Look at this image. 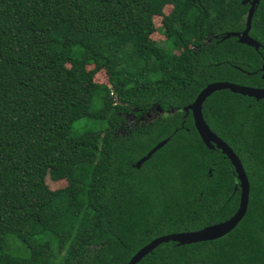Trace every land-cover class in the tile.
<instances>
[{"label":"trees","instance_id":"1","mask_svg":"<svg viewBox=\"0 0 264 264\" xmlns=\"http://www.w3.org/2000/svg\"><path fill=\"white\" fill-rule=\"evenodd\" d=\"M243 1L0 0V264H126L234 214L232 166L182 109L207 84L259 80L264 0L256 50L233 36ZM154 109L168 114L118 133ZM201 115L245 173V214L221 238L167 242L137 264H264V100L215 91Z\"/></svg>","mask_w":264,"mask_h":264},{"label":"water","instance_id":"2","mask_svg":"<svg viewBox=\"0 0 264 264\" xmlns=\"http://www.w3.org/2000/svg\"><path fill=\"white\" fill-rule=\"evenodd\" d=\"M259 0H244L242 4H248L249 8L246 12L244 29L238 33L233 34V36L237 37V42L240 44H245L247 46L252 47L254 50L258 48V43H256L253 39L248 36V31L250 28V22L252 18V14L255 6ZM230 35L227 34L223 38H227ZM264 65H262L263 69ZM220 90H228L231 93L238 94L243 97L254 99L255 101L264 100V89H256L252 87L239 86L227 82H214L207 84L194 98L193 102L187 106H185L182 111L187 114L190 112L193 127L200 138L203 145L211 150L213 147L218 149L221 154H223L230 165L234 169L236 173L237 179L240 182V192H239V201L237 205V209L234 214L227 220L204 227L197 231L184 232V233H175L170 235H164L157 237L151 240L149 243L141 247L135 254L128 260L126 264H137L145 255L150 253L153 249L161 244H165L167 242H173L177 245H185L197 242H205L212 241L218 238H221L228 234L231 230L235 228L238 222L242 219L245 214L247 201H248V182L246 180L243 169L235 156L232 150L218 137H216L206 126L203 121L201 115V104L204 99L215 91ZM162 112L161 110L154 109L153 111ZM151 111V110H150ZM165 116L168 112H162ZM172 113V112H170ZM166 140L159 142L156 144L144 157L140 158L136 163L135 167H138L142 162L147 160L151 154H153L156 150L162 147L165 144Z\"/></svg>","mask_w":264,"mask_h":264},{"label":"rangeland","instance_id":"3","mask_svg":"<svg viewBox=\"0 0 264 264\" xmlns=\"http://www.w3.org/2000/svg\"><path fill=\"white\" fill-rule=\"evenodd\" d=\"M168 10H169V8L165 7L163 9V13H167ZM158 22H159V19L154 18V20H153L154 27L158 26ZM150 39H152L158 46H162L163 37L161 35H159L158 33L154 32L150 36ZM93 79H94V82H96L100 85H106V77H105L103 72L96 73L94 75ZM163 115L164 114L162 112H158L157 110L156 111L151 110V111H148L147 113H145L140 119H132L130 117H125V125H124V127L120 128L118 130V133L124 134L125 129L134 127L136 123H146L148 121L155 119L156 117L163 116ZM90 126L96 127L93 124H91ZM83 127L84 126L82 125V121H78V122L74 123L72 125V133L82 130Z\"/></svg>","mask_w":264,"mask_h":264},{"label":"flooded vegetation","instance_id":"4","mask_svg":"<svg viewBox=\"0 0 264 264\" xmlns=\"http://www.w3.org/2000/svg\"><path fill=\"white\" fill-rule=\"evenodd\" d=\"M262 65H264V62L263 61L261 62L260 68L257 69V71H258V77H257V79H259V80H257L256 85L254 87H252V88L264 89V67L262 69ZM251 74H255V71H253ZM230 175L232 177L231 184H232V187H233V192H237L238 191V197H239V192H240L239 186H240V182L237 179L236 173L234 172V169L233 168H232V171H230Z\"/></svg>","mask_w":264,"mask_h":264}]
</instances>
